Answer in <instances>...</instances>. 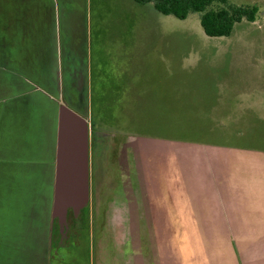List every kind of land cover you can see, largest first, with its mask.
Wrapping results in <instances>:
<instances>
[{
    "label": "rangeland",
    "instance_id": "1",
    "mask_svg": "<svg viewBox=\"0 0 264 264\" xmlns=\"http://www.w3.org/2000/svg\"><path fill=\"white\" fill-rule=\"evenodd\" d=\"M230 1L256 4V20L235 24L227 37H209L198 13L178 19L152 3L88 0L86 39L81 0H74L87 69L84 103L101 110L106 145L119 136L158 141L133 156L140 177L150 173L159 188L164 184L154 200L167 221L159 226L139 211L134 226L128 220L115 225V215L130 218L131 184L122 179L131 151L118 147L125 155L120 164L115 143L103 161L105 178L97 174L93 146L92 153L87 149L89 199L82 219L66 236L53 231L52 241L50 163L41 200L27 191L30 178L20 181L16 167L1 164L0 264H136L135 248L141 264L164 258L165 264H264V0ZM29 18L34 41V13ZM99 63L104 73L98 80ZM67 105L78 113L75 101ZM17 111L24 116L28 104Z\"/></svg>",
    "mask_w": 264,
    "mask_h": 264
},
{
    "label": "crops",
    "instance_id": "2",
    "mask_svg": "<svg viewBox=\"0 0 264 264\" xmlns=\"http://www.w3.org/2000/svg\"><path fill=\"white\" fill-rule=\"evenodd\" d=\"M11 2L13 4L12 10L9 9L8 5ZM77 9L81 11L80 18L83 32L85 38L88 39L90 34L91 19L88 0H81V4L77 7ZM30 13H34V41H32V34L28 29L31 26L29 18ZM75 13L76 6L74 7V0H0V77L2 85L5 84L4 86L0 85V165L4 164L16 167L17 169L15 170V174L17 175L15 177L18 179L32 176L35 177L36 174L33 173L37 172L36 166L44 163L42 157L37 156V151H35V147H41L42 145V128L41 125L39 126V124H41V119H39L40 117L37 118L38 112L36 110L35 112L32 111L36 108L29 104V114L30 112L31 114H35L28 120V123H26L24 116L20 115L21 113L17 111L18 107H21L22 104H28L26 97L34 94V91H28L27 89L28 78L25 67H54L56 68L57 79L59 78L60 82L62 81L61 77L63 76L60 68L66 67V76H69L67 81L75 82L81 75L80 68L83 67V77L86 79L87 69H84V61L80 58L81 50L78 43L80 32L77 29ZM61 17L62 19H60ZM127 55L128 53L126 56ZM97 69L98 72L96 74L98 76L97 79L99 80L104 73L101 63H99ZM120 69H124V71L127 70L126 67L124 68L123 66H121ZM45 73L46 75H49V72L46 71ZM85 87L86 86L84 85V91ZM11 91L14 92V94H11ZM79 114L82 117L87 118V116H89V110L88 112H79ZM57 121L58 116L55 119L54 129L52 132L53 139L49 160L51 166V177H53V180L57 171L56 164L59 160L58 154L61 155L60 160L62 163H69L70 160V149L65 152V146L62 145L63 143L62 140L60 141V137L58 138ZM140 138L143 137L119 136L118 139V147L130 149L131 151L129 157V173L126 171L125 176L122 177V179L126 178L131 181L130 201L126 203L127 205L129 204L130 218H117L115 215L113 220L115 225H123L124 221L128 220L130 221V226L132 227L136 224L138 220L137 218L140 217L139 211H145L147 215H151L156 218L155 220H158L157 223L159 226H162L167 221V217L164 213L162 214L161 211H155V209L159 208L155 207L154 196L156 195V197H160V192L165 191L164 184L159 188L157 186L158 180L156 184L154 175H149L150 173L140 177L139 173H141V168L138 163L136 167L135 157L133 156V154L138 156L139 151L142 153H148L149 149H151L150 147L159 143H157L158 141L153 142L150 138ZM88 140L87 149L89 153H92L90 138ZM28 145H30L31 148L32 146L34 148V153L29 157H27L24 152ZM104 145L105 152L100 154L95 151L97 162H99L101 166L100 173L102 178H105L103 172V161L105 160V157L103 156H106L109 153L106 149L107 145ZM79 146V143L76 146L74 144L71 149L72 164H79L76 168L70 169L74 173L73 176L80 172V164L84 162L83 150L81 151ZM75 149L79 150V156H77ZM5 153H9L10 155L4 156ZM39 154L41 155V152H39ZM124 157V154H119L118 159L120 162L118 163L124 164ZM67 171L69 172V169H67ZM109 175L112 176L113 172H110ZM135 179L138 181V186ZM127 181L128 180H125L124 183ZM121 188L122 191L120 192L123 193L126 191V188ZM211 193L212 192L205 191L204 189L203 195L211 197ZM140 207L141 210H139ZM208 241L210 242L211 240L208 239ZM241 242L246 244L251 241ZM262 246V248H264V241ZM135 249L136 254L134 258L136 259V264H141L142 257H140L139 248ZM242 259L245 262L244 256ZM161 264H165V258Z\"/></svg>",
    "mask_w": 264,
    "mask_h": 264
},
{
    "label": "flooded vegetation",
    "instance_id": "3",
    "mask_svg": "<svg viewBox=\"0 0 264 264\" xmlns=\"http://www.w3.org/2000/svg\"><path fill=\"white\" fill-rule=\"evenodd\" d=\"M59 69V68H58ZM28 83H27V89L28 91H34V94H31L30 96L26 97L28 100V106L31 104L36 109L32 110L35 112V110L38 112V117L41 119V125L42 131V140H41V147L37 146L35 147V151H37V156H41L44 160V163L42 165H37V172L33 173L36 174L35 178L28 177L30 179H26V185L28 187L27 191H35V196L38 200H41L40 190L44 187V182L46 180H50V173L49 169L47 170L45 168V164L49 162L50 156H51V146H52V139H53V129L55 124V119L57 117V111L59 105H66L68 107V103L76 102L78 105V114L82 111L89 110V122H88V137L90 138V144H91V150L92 146L94 148L93 155L94 160L96 159L95 151L99 152L100 154L105 152V139L104 136L100 133L98 128V121L97 119L102 120V114L101 110L96 108L95 106L85 105L84 103V77H83V67L80 68L81 75L78 77V80L75 82L73 81H67L69 76L67 75V68L63 67L60 68V71H62L63 76L61 77L62 81H59V78L57 79L56 76V68H39V67H25ZM49 72V75H46L45 72ZM3 84L2 86H4ZM31 100V101H30ZM27 104V103H26ZM35 113H32L26 111L24 114V118L26 123H28V120L34 115ZM31 115V116H30ZM97 121V122H96ZM103 121V120H102ZM43 122V123H42ZM30 123V122H29ZM120 135V134H118ZM87 137V139H89ZM38 139V137H37ZM119 137L114 139H111L107 144V150L111 147H115L117 149V155L118 154V143H119ZM113 141V142H111ZM110 143L112 144L110 147ZM39 144V142H38ZM98 144V145H97ZM40 147V148H39ZM25 155L27 157L31 156L34 153V148L30 147L28 145L25 150ZM41 152V155L39 154ZM92 152V151H91ZM110 152V151H109ZM113 152V151H111ZM105 157V156H103ZM48 161V162H46ZM92 170V167H91ZM32 174V173H28ZM22 178L20 179V181ZM44 186V187H43ZM26 193V192H25ZM34 195V194H33ZM35 197V198H36ZM83 210V209H82ZM82 211H80L77 216L74 215L73 211L71 209H68L67 211V219H66V226H64L62 234L66 236L67 232H69L72 228L79 226V222L82 219ZM57 220V219H56ZM68 221V222H67ZM69 225H72L69 228ZM52 243V242H51ZM52 247V245H51ZM50 247V248H51ZM52 249H50L51 251ZM51 253V252H50Z\"/></svg>",
    "mask_w": 264,
    "mask_h": 264
},
{
    "label": "water",
    "instance_id": "4",
    "mask_svg": "<svg viewBox=\"0 0 264 264\" xmlns=\"http://www.w3.org/2000/svg\"><path fill=\"white\" fill-rule=\"evenodd\" d=\"M57 116L58 138L60 137V141L62 140V145L65 146V152L70 149L69 163H62L60 160L61 155L58 154L59 160L56 164L57 171L53 180L51 221L57 219L60 231L62 232L66 223L68 209H71L74 215L77 216V214L87 205L89 199L86 164L88 125L84 117L64 104L58 106ZM78 143L80 144L79 147L81 148V151L83 150L84 162L80 164V172L73 176L74 173L70 169L76 168L79 164H72L71 149L74 144L76 146ZM75 151L77 152V156H79V150L75 149ZM67 169H69V172Z\"/></svg>",
    "mask_w": 264,
    "mask_h": 264
},
{
    "label": "trees",
    "instance_id": "5",
    "mask_svg": "<svg viewBox=\"0 0 264 264\" xmlns=\"http://www.w3.org/2000/svg\"><path fill=\"white\" fill-rule=\"evenodd\" d=\"M138 4L152 3L155 10L164 15H172L178 19H185L191 13H198L199 23L205 35L209 37H227L231 34L235 24L241 21L253 22L259 14L256 4H236L230 0H134ZM97 174L101 166L94 160ZM100 175V174H99ZM96 175L94 180L99 178ZM94 198L96 194H94ZM96 201V200H95ZM97 202V201H96ZM56 219L51 225V241L53 231L59 233ZM56 236V235H55ZM53 244V242H52Z\"/></svg>",
    "mask_w": 264,
    "mask_h": 264
}]
</instances>
